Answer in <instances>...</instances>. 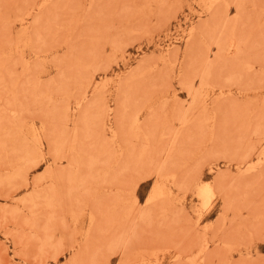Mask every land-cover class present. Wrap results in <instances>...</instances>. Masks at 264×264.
Instances as JSON below:
<instances>
[{
	"label": "rangeland",
	"instance_id": "rangeland-1",
	"mask_svg": "<svg viewBox=\"0 0 264 264\" xmlns=\"http://www.w3.org/2000/svg\"><path fill=\"white\" fill-rule=\"evenodd\" d=\"M0 264H264V0H0Z\"/></svg>",
	"mask_w": 264,
	"mask_h": 264
}]
</instances>
